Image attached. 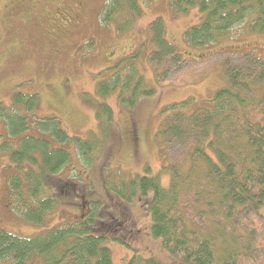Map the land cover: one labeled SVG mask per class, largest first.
Segmentation results:
<instances>
[{
	"label": "rangeland",
	"instance_id": "obj_1",
	"mask_svg": "<svg viewBox=\"0 0 264 264\" xmlns=\"http://www.w3.org/2000/svg\"><path fill=\"white\" fill-rule=\"evenodd\" d=\"M109 1L0 0L2 106L10 107L15 96L21 95L24 100L18 107L29 123L34 117L57 118L70 136L81 139L88 138L91 131L99 134L95 112L101 104L111 106L114 123L92 164L82 162L72 142L62 145L69 150L70 161L48 178L53 187L49 196L57 202L44 223L36 224L16 208L10 178L18 170L11 163L10 149L17 147L21 138L7 137L6 125L0 119V230L32 236L99 212L108 222L101 229L109 237L105 246L112 251L113 264H126L134 251L162 264H187L164 250L162 240L152 236L147 201L134 197L123 202L116 189L123 188L124 181L147 173L146 168L169 186V166L183 157L185 148H170L166 153L157 140L162 122L170 115L168 107L187 99L200 106L212 99L225 85L227 64H250L247 60L257 56L264 59V35L250 32L245 22L235 27L227 40L193 48L185 33L201 22L203 14L198 8L176 14L170 0H138L143 16L128 31L118 32L114 23L103 19ZM158 21H162L165 37L185 58L169 55L161 67L160 83L149 58L154 51L151 27ZM133 68L144 85L156 88L157 93L140 99L131 109L120 105L119 94L126 79L135 77ZM118 75L120 80H115ZM113 81H118V86L109 95H102L100 85ZM33 97L36 106L28 104ZM29 133L40 136L35 130ZM258 211L261 216L247 222L254 240L242 264H264V203ZM198 221L197 228L205 229L203 221ZM235 235L241 244L246 240V235ZM32 264L43 263L35 259Z\"/></svg>",
	"mask_w": 264,
	"mask_h": 264
},
{
	"label": "trees",
	"instance_id": "obj_2",
	"mask_svg": "<svg viewBox=\"0 0 264 264\" xmlns=\"http://www.w3.org/2000/svg\"><path fill=\"white\" fill-rule=\"evenodd\" d=\"M109 2L103 19L114 23L118 32L128 31L143 16L138 0ZM170 4L176 14H187L193 8L203 14L201 22L185 33L193 48L223 42L245 22L250 32L264 35V0H170ZM151 31L154 51L149 58L160 83L167 57L183 56L165 37L162 21ZM247 61L251 63L227 64L224 87L204 104L197 106L193 99H187L168 107L170 115L162 122L157 140L166 153L170 148H185L183 157L169 166V186L146 168L147 173L124 181L125 186L116 189L123 202L134 197L147 201L152 236L162 240L164 250L187 264H242L254 240L247 222L261 216L258 207L264 203V59L257 56ZM132 70L135 77L126 79L119 94L120 105L131 109L140 99L157 93ZM115 80H120L119 75ZM117 86L118 81L104 83L99 91L109 95ZM23 100L21 95L15 96L8 108L0 103L6 136L21 138L17 147L10 149L11 163L18 170L10 185L20 215L42 224L57 202L49 196L53 187L48 178L57 175L71 158L62 145L72 142L82 162L92 164L103 137L113 129V109L107 103L99 105L95 112L99 134L91 131L88 138L81 139L70 136L57 118L34 117L29 123L18 107ZM28 104L36 106V98L28 99ZM99 215L104 218H97ZM102 215L95 212L74 224L32 236L0 230V261L113 264L112 251L105 246L109 237L101 229L108 222ZM195 220H202L206 230L197 228ZM236 232L246 235L243 244L237 241ZM134 252L126 264H162Z\"/></svg>",
	"mask_w": 264,
	"mask_h": 264
},
{
	"label": "flooded vegetation",
	"instance_id": "obj_3",
	"mask_svg": "<svg viewBox=\"0 0 264 264\" xmlns=\"http://www.w3.org/2000/svg\"><path fill=\"white\" fill-rule=\"evenodd\" d=\"M64 15H65V14H64ZM64 15H63V16H64ZM72 15H74V14H72ZM66 17L68 18V14H66ZM76 17H78V15H76ZM76 17H75V18H76ZM73 22H75V21H73ZM75 24L77 25V21L75 22ZM75 24H74V26H75Z\"/></svg>",
	"mask_w": 264,
	"mask_h": 264
}]
</instances>
